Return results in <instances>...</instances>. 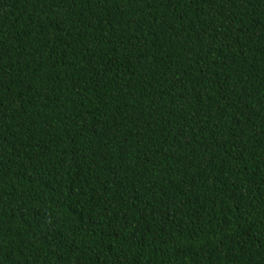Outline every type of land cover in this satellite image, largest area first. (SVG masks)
I'll return each instance as SVG.
<instances>
[{"label": "trees", "instance_id": "1", "mask_svg": "<svg viewBox=\"0 0 264 264\" xmlns=\"http://www.w3.org/2000/svg\"><path fill=\"white\" fill-rule=\"evenodd\" d=\"M0 264H264V0H0Z\"/></svg>", "mask_w": 264, "mask_h": 264}]
</instances>
